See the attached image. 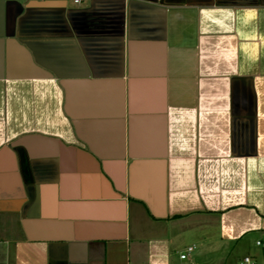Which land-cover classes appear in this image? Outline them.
Returning a JSON list of instances; mask_svg holds the SVG:
<instances>
[{
  "label": "crops",
  "instance_id": "crops-1",
  "mask_svg": "<svg viewBox=\"0 0 264 264\" xmlns=\"http://www.w3.org/2000/svg\"><path fill=\"white\" fill-rule=\"evenodd\" d=\"M263 234L264 0H0V264H264Z\"/></svg>",
  "mask_w": 264,
  "mask_h": 264
},
{
  "label": "built area",
  "instance_id": "built-area-1",
  "mask_svg": "<svg viewBox=\"0 0 264 264\" xmlns=\"http://www.w3.org/2000/svg\"><path fill=\"white\" fill-rule=\"evenodd\" d=\"M75 1H78V0H75ZM255 243L261 247H264V234L262 236L256 238ZM191 249H192V246L189 245L186 250L188 251ZM185 256H186L185 251L180 253V257L184 258ZM240 264H252V261H251L249 256H245L243 261Z\"/></svg>",
  "mask_w": 264,
  "mask_h": 264
}]
</instances>
